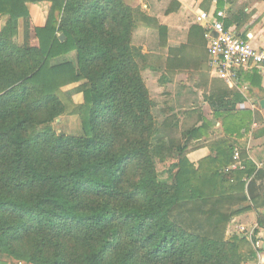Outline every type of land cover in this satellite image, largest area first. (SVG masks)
Returning a JSON list of instances; mask_svg holds the SVG:
<instances>
[{"label":"trees","instance_id":"obj_1","mask_svg":"<svg viewBox=\"0 0 264 264\" xmlns=\"http://www.w3.org/2000/svg\"><path fill=\"white\" fill-rule=\"evenodd\" d=\"M45 1L52 6L32 46L27 3ZM134 14L124 0H0V252L17 262L241 264L256 256L243 253L249 242L238 234L213 235L264 203L255 197L230 214L206 209L233 162V143L199 167L186 145L175 146L176 160L160 170L175 148L141 73L145 54L131 44ZM188 47L169 48L168 72L190 69ZM172 80L161 81L167 100ZM77 82L83 133L58 134L52 123L68 110L58 91ZM234 94L228 85L209 89L214 118L230 111ZM213 120L201 115L187 145L208 136ZM175 207L187 209L194 231L172 218ZM202 223L210 236L196 231Z\"/></svg>","mask_w":264,"mask_h":264},{"label":"crops","instance_id":"obj_2","mask_svg":"<svg viewBox=\"0 0 264 264\" xmlns=\"http://www.w3.org/2000/svg\"><path fill=\"white\" fill-rule=\"evenodd\" d=\"M124 1L135 9V27L132 37L139 35L140 45L147 46L145 42L149 36H153L159 39L161 46L162 43L163 46H167L168 51L170 47L176 48L188 44L187 51L192 57H188L186 65L190 67L191 71L209 73L207 81L209 89L215 84L224 86L227 84L217 75L215 76L210 67V56L202 37L203 27L196 22L198 11L223 10L226 15L225 26L230 32L243 40H249L255 47L264 50V0ZM27 6L30 42L32 46H39L40 41L36 35V28L45 26L52 3L49 1L27 3ZM23 22L24 20L21 18L19 35L22 34ZM22 32L24 35V28H22ZM58 38L60 41L66 39L62 33L58 34ZM19 39H22V35L19 36ZM68 56L70 60L76 61L75 51L69 53ZM81 84L82 82L72 83L62 89H75ZM228 87L235 92L234 96L226 99L230 104L225 106V110L230 111L222 109L221 112H224L222 113L224 115H220L218 118H214L213 114H205L207 119H214V125L208 136L194 138L192 146L187 152V159L195 167H199L202 161L215 158L218 152L217 148L222 147L228 141L233 143L234 150L238 149L241 152L244 167L234 170L232 173L225 172L226 169L222 171L225 179L220 180L217 184L218 196L208 198L211 205L206 209L213 207L211 213L218 210L224 214H230L233 210L250 205L251 200L255 197L259 199L260 204L264 203V71H242L238 84L235 87ZM61 91H58L60 97ZM61 98L63 99V97ZM210 111L213 113L211 107ZM226 112H230L231 116L225 117L229 115ZM66 114H69V109ZM209 172L212 171L209 170ZM217 198L219 201L215 203ZM260 221L263 225L259 224ZM235 222L238 223L237 227L246 225L253 230L252 237L237 233L249 242L243 248V253H249L250 248L256 252L254 259H247L241 264H264V205L251 212L233 217L229 222H224V231L222 232L224 236L226 235L224 239H229L234 235L232 231L235 230ZM19 263L24 264L23 262Z\"/></svg>","mask_w":264,"mask_h":264},{"label":"rangeland","instance_id":"obj_3","mask_svg":"<svg viewBox=\"0 0 264 264\" xmlns=\"http://www.w3.org/2000/svg\"><path fill=\"white\" fill-rule=\"evenodd\" d=\"M22 28L21 26V41L24 37ZM139 40V35H135L131 38V44L134 47L140 48L145 54V58L139 61L141 73L150 91L151 98L157 103L155 114L159 123L168 130V136L165 139L169 142V145L172 144L175 148L174 154L168 156L167 161L159 166L160 170H165L178 156L179 151L176 156L175 146L180 148L186 145L187 149L184 152L192 146L187 145L186 139L188 138L190 130L201 124V115H212L210 105L206 101V97L209 94V86L207 83L209 73L206 74L204 71L196 72L183 68L172 74L166 70L167 46H163V43L161 46L158 41L159 39L153 36H149V39L145 42L147 46H141ZM164 77L173 79L172 84L168 85V89L171 92L168 100L163 93L165 86H161V81ZM67 89L68 90L64 89L66 91L61 89V97H63L64 102L68 106L69 114H64L57 118L52 123V126L58 134L81 135L83 133V126L79 111L83 103L82 91L80 87ZM169 104H171V108ZM187 212L185 208L175 207L170 214L175 221L180 224L182 223L181 225H183L185 229L194 231L193 226L190 225ZM205 216L208 217V214L205 213ZM231 226L233 227V225ZM200 227L204 228L201 229ZM200 227L196 229L197 232H203L210 236L212 231L210 227L206 228L204 223H202ZM234 229L235 230L232 232L237 234L238 227L236 226ZM225 236L223 233L219 234L218 232H215L213 235V237L216 238H224ZM0 261L6 262L7 264H20L12 257L1 252Z\"/></svg>","mask_w":264,"mask_h":264},{"label":"built area","instance_id":"obj_4","mask_svg":"<svg viewBox=\"0 0 264 264\" xmlns=\"http://www.w3.org/2000/svg\"><path fill=\"white\" fill-rule=\"evenodd\" d=\"M225 12L198 11L196 22L204 28L207 41V52L210 56V67L215 75L230 86L235 87L241 78L242 71H264V50L255 47L249 40H243L225 26ZM244 167L241 152L234 150L233 162L226 171ZM238 232L253 235V230L246 225H239Z\"/></svg>","mask_w":264,"mask_h":264},{"label":"water","instance_id":"obj_5","mask_svg":"<svg viewBox=\"0 0 264 264\" xmlns=\"http://www.w3.org/2000/svg\"><path fill=\"white\" fill-rule=\"evenodd\" d=\"M62 37H64V36H62ZM263 104H264V101H263Z\"/></svg>","mask_w":264,"mask_h":264}]
</instances>
